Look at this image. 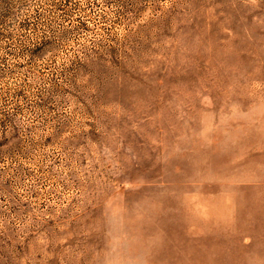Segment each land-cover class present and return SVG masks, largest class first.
Returning a JSON list of instances; mask_svg holds the SVG:
<instances>
[{"label": "rangeland", "instance_id": "374dc122", "mask_svg": "<svg viewBox=\"0 0 264 264\" xmlns=\"http://www.w3.org/2000/svg\"><path fill=\"white\" fill-rule=\"evenodd\" d=\"M0 264H264V0H0Z\"/></svg>", "mask_w": 264, "mask_h": 264}]
</instances>
